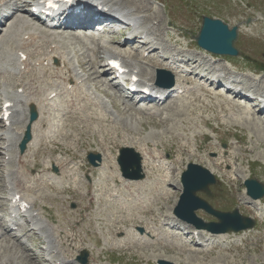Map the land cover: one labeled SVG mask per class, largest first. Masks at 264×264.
<instances>
[{"label": "rangeland", "instance_id": "1", "mask_svg": "<svg viewBox=\"0 0 264 264\" xmlns=\"http://www.w3.org/2000/svg\"><path fill=\"white\" fill-rule=\"evenodd\" d=\"M143 1L146 4L148 3V5L152 8L151 13H156L158 15L160 22L162 21L161 26H163L164 31H166V25L169 22H172L176 27L180 28L181 26V31H177L176 29V32L177 34L180 32H184L185 38H179L178 42L181 41L182 43L190 44L191 47H193V49H195V51L199 53L203 52H201L195 45L193 46L190 39L193 35L197 34L200 28L202 12L206 16L223 20L224 22L228 23L230 27L234 25H238L240 27L241 25H244L245 21L248 18H250L251 20L249 22V26L247 27L248 31L244 30L245 26L241 27L240 50L242 51V55H247L249 57H252L253 59L254 57H256V61L264 63V0H236L224 3H220L217 0H167L170 4L171 9L168 8L164 0H158L157 3H153L151 0ZM135 2H138V0H135ZM156 6L158 9L155 10ZM172 9L177 10L175 12V15H173ZM167 10H171L170 15H167ZM190 12L192 13L190 14ZM152 24L154 25V23ZM71 34L74 35L73 33ZM75 46L79 48L78 42ZM75 46H71V48H74ZM77 60H82V62H85L88 66L87 57L86 55L82 54V51H79L77 53V57L74 58V61ZM238 64H240V67L243 66V63L241 62H238ZM148 67V65L142 64V68H146L147 73L149 70ZM90 73L93 74V70L90 71ZM92 78L95 79L96 74H93ZM102 81L105 82L104 79H102ZM114 101L116 109L118 111H121L117 98L114 99ZM201 107H203V105L200 103L199 108ZM171 108H174V106H167V110L165 109V111L172 110ZM199 111H196L195 114L190 112V115L188 112L187 115L184 114L180 119L191 117L194 118L195 123L198 121L197 124L199 126L200 133L210 134L211 137L217 139L220 143L221 141H223L225 142V144H227V147L229 146V148H226V154H223V156L226 159L230 156V161H226L225 159H223L222 161H224V164H220L218 166L217 171L219 172V174L217 175L220 176V183L214 187V194L211 196V199L214 204L225 207V205L216 202V198L220 197V194L217 193V191H220L221 188H224L227 192L231 193L232 198L234 199V204L226 208L231 209L238 207L240 206V201H245L243 199L244 188L242 183L246 178L256 177L258 180L264 183V163H262L264 162V128L258 125L256 126V124H245L250 122L249 119H246V121H244V124L241 122L238 124H234L230 120H223L224 118H221L222 115H220L218 113V110L216 109L214 111L212 109H209L204 116L199 113ZM196 115H198L199 118ZM125 117L121 118L122 123L126 126L127 129H130L133 134L137 131L138 126L140 125L137 123V129H135L130 124H126L124 122L126 121V119L127 121H129L128 116L126 115ZM200 118L208 119L210 129H204L203 125L199 122ZM169 120H160L158 118L150 119L146 117L142 118L141 123L138 120V122L143 126L139 129L141 138L147 136L148 134H151V131H165L164 129H167L171 126L174 118L173 120ZM133 121L135 122V120ZM184 123L186 124L187 122ZM186 126H188V124H186ZM127 129L122 130L126 132ZM262 129L263 131H261ZM177 130L180 132L182 131L179 125L177 126ZM209 130H211L213 133H210ZM117 133L119 132H116L114 134L118 135ZM195 135V145H199L198 147L201 149L199 151H193V156H189L190 154H188L183 158L184 164L180 167V169L182 170L186 167V163H195L207 169L209 166L207 167V163L204 162V160L214 161L216 163L217 161H215V158H212L213 156L215 157V155L216 158L221 159L223 151L222 146L214 147L212 146L213 142L202 140L201 138H199L198 134ZM235 136L241 143V145H234ZM170 137L173 136L172 134H169V132L160 137L154 136L155 139H158L159 142L162 143V146L166 147L169 144L175 143V140H177V138L174 137L173 139L169 140ZM85 140L88 141V144L95 143L91 138ZM83 145H85V142H83ZM75 152L76 150H73L74 154ZM213 153L214 155H211ZM256 166L260 167L256 168ZM210 170L212 171V169ZM233 178L236 180L231 181V179ZM176 199L177 196L170 201V205H172ZM240 211L243 215L251 216L248 209L244 206ZM252 237L253 240L245 242L242 247L237 248L234 251L232 250L230 253H228V255L225 256L223 255L224 252L222 251L198 253L195 252L196 250H194V252H191V250H180L174 249V247L168 248L166 246H158L156 248L132 249L128 252H121L112 256L118 257V261L116 264H151L152 262H154L155 257L168 261H170L172 258L173 261L177 262V264H264V224L260 226L259 233L257 232L256 235H252ZM217 252H221V254H217ZM4 253L7 257L13 254L10 249L7 251L5 250ZM13 261H15V259H13Z\"/></svg>", "mask_w": 264, "mask_h": 264}, {"label": "bare ground", "instance_id": "2", "mask_svg": "<svg viewBox=\"0 0 264 264\" xmlns=\"http://www.w3.org/2000/svg\"><path fill=\"white\" fill-rule=\"evenodd\" d=\"M91 1L95 7H99V6L108 7V3L113 2L111 7L119 6V7L123 8L124 6L132 5L133 7H135L136 10H143V9L148 10V7L144 6L142 0H139L137 3L136 2H124V1L119 2V1H113V0H91ZM88 7L89 6H87L86 8H88ZM7 19L8 20L14 19L13 22H16L15 25H17L18 28L14 27V28H8L5 30V33H7L6 37H9L11 35L14 38V44H15V45L11 46L12 47L11 49H8V48H6V49L9 51V53L12 54L13 57H15V53L25 54L27 56V59L25 62L18 63V60L20 59V57L15 60L17 67H15V65H14V67H12V68H14L17 71H14V73L20 74V73H23V71L24 72L28 71L32 66V62L30 60L31 57L35 58L34 59L35 64H38V65H43L45 61L51 62L52 60H56L58 62L57 66H55V72L52 76V82L44 81L43 85L39 86V88H40L39 90H36L34 87H31L30 82H28L24 85H22L23 81L20 83H12L11 84V86H14V88H16V89L21 88V92H20L21 94L18 95L17 91H16V92H13L12 95H7L8 100L10 102H13V104H14L12 106L13 107V109H12L13 115H11L12 116V117H10L11 120H9V121H11V127L14 130V132L12 131V133L14 135L13 144H15V141L19 140L23 125L25 123V117H24L25 110L22 109L23 108L22 106L27 107L28 104H34L35 107L39 110V112H38L39 113V119L32 126V142H33V145H36V146L39 144L44 145L46 143V139L50 140L49 143H53V141L50 139V137H48L50 135V128L49 127H51V124L49 123V121H47V123H46L45 119L42 118L43 113L46 112V110L44 108L52 105L51 101L48 98V96L51 93H56V97H61V101L59 103L58 111L63 112V113L66 112L64 117H63V120H62V126L61 127L59 126L58 131H57L58 136L63 141H66L69 139L68 135L64 133V129L67 127L72 129L73 126L77 127V124L87 125V126L89 125V127H93L95 125L96 128H92L93 130L90 131V133L94 134V135H100L101 133H104V135H106V134L109 135L110 132H113V133L118 132V129L114 125H112V122L117 123V121H118L117 119L119 118V116L110 112L109 109L106 108L105 101L101 100L100 97L95 99V102L99 101L98 106H99V108H101L100 113H97L93 109L87 107L89 105V103L93 106L92 94H90L88 92V94H85L86 97L82 96V94H83L81 91L82 87L79 86V81L82 80V76L78 75L76 73L77 70H74V68L70 65L67 57L64 55L65 52L59 51L62 49V44H60V46H58L55 39H52L50 36H48L46 34L37 33L30 24L26 25V22L17 18V16H15V15H11ZM80 22H82V20L78 21L79 24H80ZM54 37L57 38V36H54ZM0 39H2V38H0ZM158 40L160 41V38H158ZM54 45H56V46H54ZM52 46H53V48H52ZM96 46H97V44H95L94 47L90 50L96 51ZM119 46H122V45L120 44ZM59 47H60V49H59ZM43 48H45V52L43 54H40L43 51ZM48 49L51 50L50 53L46 52V50H48ZM164 49H165V51H167L170 49V47H167ZM103 55L114 56V57L120 58V59L123 58V60H125V62H127L128 66H130V69L132 71L136 70V68L133 67L131 65V63H129L126 60V58L129 59V56L126 57V55L123 54L121 51H113V49H104ZM189 62L192 63L193 65H195V62H193L192 59H188L187 61L185 59H181L180 63H178L177 65L180 68L183 66L182 64H186L188 66ZM81 66L84 69L86 68L85 63H81ZM90 66H91V70H95L94 73H96V75H98L97 73H99V71L97 69L99 68V66H101L99 59L96 58L93 62H91ZM154 66L155 65H153V67ZM167 66L173 67L174 71L177 69L175 67L174 63L166 65V67ZM190 68L191 67H189V69ZM197 68H200V64H198L195 68L190 69V70L193 71ZM33 70H35V69H33ZM36 70L43 71L42 69H36ZM34 77H35L34 80L39 83L38 80H41V78H39L38 75H35ZM100 77L101 76L99 75V77L95 78L91 82L97 83L99 85L100 82L98 81V79L100 80ZM175 80H176L175 84H174L171 91L183 89L184 93H186L185 92L186 87L184 86V84H182L183 81L181 82L180 81L181 79H177V77H175ZM106 87H107V85H106ZM107 90H108V88H106L105 92H107ZM196 91L200 92V89L197 88ZM183 98L184 97H180L177 99L178 102L182 101V103L181 104H175L176 106H175V108L172 109L173 111L171 113H170V110L166 111L165 114L167 116L164 117V119L169 120V118H170V120H173V118H174L175 120L169 128L164 129L165 131L159 132V134L163 135V134H167L168 132H169V134H171L172 131L176 130V124H175L176 119L180 118V116H182L183 112L188 113V111L190 112L193 109V107L196 106V104L193 103V101H196L197 96H193L192 100L188 101L186 103L183 101ZM122 105H124V104H122ZM129 105H131V104L129 103ZM125 108L126 107H124L123 110H126ZM135 115L136 114H130L129 113V115H128L129 121H127V119H126V121H124V122L126 124H130L132 127L137 129V123L139 125H140V123L138 122L139 119L136 118ZM251 115L252 114H250L248 112V110H243L236 118H237V120H239V122H244V121H246V119H249V121H250V119H253L252 121H250L249 123H246V124H249V125L256 124V126L258 125V126L264 128L263 122H261L262 124L256 122L255 120H257V119H255ZM253 115H254V113H253ZM109 116L110 117L112 116V120H110ZM107 117L109 118L111 123H109V121L107 120ZM121 117H120V119H121ZM133 120H135V122ZM233 121H235V120H233ZM104 124H107V125H104ZM72 130L75 132L74 129H72ZM261 131H263V129ZM130 135H131V137H130ZM136 135H138V134H134V133L132 134L131 132H128L127 134H123L121 139H120L122 142V145H125V146H131L132 145L133 146L136 143H138L139 140L136 138ZM179 137H182L184 140L188 141V139L181 134H179ZM52 138H54V141H55V137L52 136ZM101 138H102V141L105 140L102 136H101ZM184 147H186V146H184ZM155 152H156L155 146H153L152 151H150L149 148H145L144 152H142L143 168L147 167L152 176L156 175L159 172V170L156 168V164L157 163L161 164L160 160L164 159L163 155L160 153L157 155H154L153 153H155ZM50 154L53 155V152H51ZM47 164H49L51 166H56L57 168H59L60 174L63 175V172H62L63 170H62V168H60V165H59V163H57L56 159H50L47 162ZM207 165L209 166L208 167L209 170L212 169V171L210 170V172L214 173V170L216 169L217 165H215L213 163H208ZM102 174L105 175L104 169H102ZM171 174H173V171H169V172L166 171L165 172L166 176H162L160 179H144L143 181L133 182L132 185L130 183H127L125 185V188L131 194L139 193L142 191H155L157 193V197L167 195V193H166L167 189L166 188H167L168 184H167V181L165 178L167 177V175H171ZM47 176L50 177V179L53 178V183H56L57 185L61 184V179L57 178L50 170H48ZM74 182H75V180H73L72 183H74ZM14 187H15V189L19 188V186H17V185H15ZM130 187H132L133 189H131ZM260 204H261L260 202H253L251 204L252 210H254L258 213L264 212V207H262ZM124 208H128V207L125 204H123V205L118 206L117 210L119 212H122V210ZM171 210H172V207L167 206V212H169ZM137 238H138V235L135 232H132L131 236L128 235V237L125 239V241H133V240H136ZM225 239H227L226 235H219L218 237L212 238V242L213 243L216 242V244H221L222 242L225 241ZM196 257H197V255H196ZM198 259H199V257H198ZM171 261H173L172 258H171Z\"/></svg>", "mask_w": 264, "mask_h": 264}, {"label": "water", "instance_id": "3", "mask_svg": "<svg viewBox=\"0 0 264 264\" xmlns=\"http://www.w3.org/2000/svg\"><path fill=\"white\" fill-rule=\"evenodd\" d=\"M235 39V28L229 31L220 21H211L204 18L202 30L198 37V44L201 47L216 54L235 55V50L232 47ZM126 155L129 154L123 153L120 164L125 176L134 178V176L129 175L127 172ZM210 183L211 179L205 172L196 167L189 168V171L183 176L184 194L179 202V207L175 211V214L180 219L193 223L192 213L195 210L204 208L208 211L202 204L196 202L193 196L197 191H204ZM245 185L248 190V195L253 199L260 198L264 194V187H261L255 181H247ZM217 217L221 221L220 225H218L219 228L217 230L209 229L214 233L236 232L245 229V226L234 214L217 215ZM160 264L165 263L160 262Z\"/></svg>", "mask_w": 264, "mask_h": 264}]
</instances>
